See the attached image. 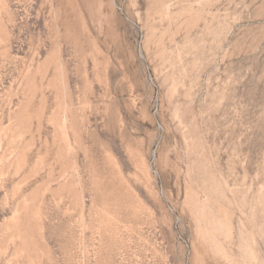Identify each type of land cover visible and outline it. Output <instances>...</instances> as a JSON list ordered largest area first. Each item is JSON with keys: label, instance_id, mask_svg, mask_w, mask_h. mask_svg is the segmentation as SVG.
Segmentation results:
<instances>
[{"label": "rangeland", "instance_id": "obj_1", "mask_svg": "<svg viewBox=\"0 0 264 264\" xmlns=\"http://www.w3.org/2000/svg\"><path fill=\"white\" fill-rule=\"evenodd\" d=\"M0 264H264V0H0Z\"/></svg>", "mask_w": 264, "mask_h": 264}]
</instances>
